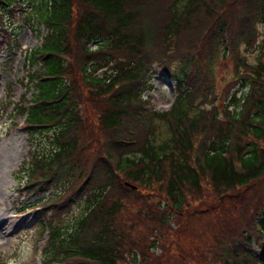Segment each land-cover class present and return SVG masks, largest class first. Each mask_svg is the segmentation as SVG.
<instances>
[{
    "label": "trees",
    "instance_id": "trees-1",
    "mask_svg": "<svg viewBox=\"0 0 264 264\" xmlns=\"http://www.w3.org/2000/svg\"><path fill=\"white\" fill-rule=\"evenodd\" d=\"M15 9L35 32L39 25L44 29L40 43L22 51L27 68L38 64L25 79L35 88V104L25 109L22 96L13 103L16 114L24 115L28 138V158L16 174L22 183L18 192L25 199L39 196L33 203L43 217L37 236L46 233L40 264H147L148 252L161 245L152 229L167 228L168 214L200 213L204 206L191 209L190 203L201 194L210 197L209 203L220 198L221 205L262 176L264 37L256 46L254 20L264 21V0H0L4 37L13 28ZM231 33L245 47L256 46L258 55L250 64L233 56L237 87L221 89L223 101L216 105L210 69L204 63L200 70L193 52L212 47L209 61L219 47L228 49ZM72 66L87 96L102 103L97 130L86 137L73 95L77 85L70 86ZM155 67L174 85L172 101L161 110L146 108L148 98H142L152 88ZM99 135L102 140L93 147ZM124 139L128 152L117 148ZM119 176L160 188L149 192L162 199L145 213L155 225L142 239L133 237V224L126 230L117 225L120 199L108 194L120 186ZM123 190L120 196L135 191ZM84 195L78 216L65 228L56 227L55 216ZM251 208L255 215L256 203ZM259 210L258 256L250 248L251 233L227 227L214 230L213 252L195 251L185 264H248L250 258L264 264V208Z\"/></svg>",
    "mask_w": 264,
    "mask_h": 264
},
{
    "label": "rangeland",
    "instance_id": "rangeland-1",
    "mask_svg": "<svg viewBox=\"0 0 264 264\" xmlns=\"http://www.w3.org/2000/svg\"><path fill=\"white\" fill-rule=\"evenodd\" d=\"M248 14H250L249 17L255 14L252 8H250ZM254 21L256 22L254 28L259 32V35L255 38L257 43L255 44L254 42L253 44L257 46L260 38L264 37V21H261L260 18ZM17 23L18 28L14 35L17 45L15 47L9 45L7 49L2 48L0 51V264H5V262L8 264H37L38 260L34 256L35 252H33V249L34 247H40L42 244L41 236L44 237V234L41 233L37 236L38 230L35 227L40 218V209L25 208L23 205L33 203L39 196L31 194L25 200L21 196H17V190H20L21 186L16 176L18 172L16 169L28 158V140L22 124L24 115L19 116L16 114L17 112L12 109L13 104L11 103H14L19 96H22L27 101H30L32 96H34L35 88L31 84L23 82L24 80L22 79L23 76L27 77V70L37 69L38 64L27 68L20 49L25 50L38 45L41 41L40 36L44 34V29L39 25L36 28L37 32H35L31 27L20 24L19 18ZM230 37L231 41L229 46H227L228 49L224 51V49L222 50L219 47L215 53L213 52L209 61L207 60L211 49H213L212 47L209 46L203 49V47L198 46L199 50L193 52L200 70L204 69V63L210 69L211 79L215 86L214 91L217 95L214 101L216 105H221V101H223V97L220 95L221 89L236 86V80L233 78V67L235 65L233 56L240 57L250 64L255 62L256 55H258L256 46L245 47L243 40L236 38L234 33H231ZM89 48L93 49L94 44H90ZM241 64V66L247 68L248 64L245 62ZM69 72L70 86L77 85L73 95L79 101L81 114L79 122H85L88 128H86L87 132L86 129L81 128V132L84 131L82 136L86 137L97 130L96 113L102 103L96 102L87 96L81 85H79L78 71L75 67L72 66ZM79 86L81 87V92L80 90L77 91ZM152 86V90L142 93V98L145 99L146 96L150 98L148 103L153 110L168 107L173 97L172 82L164 76H156L152 80ZM99 140H102L100 135L91 142L92 146L98 147ZM120 143L117 148H128L125 139ZM130 145L134 146V142ZM126 152H128L127 149ZM119 177H121L120 181L117 180L120 186L115 184L113 188H110L113 189V193L110 192V195L108 194L110 199L114 198L115 195L118 196L117 201L120 199V205L115 215L117 225L119 228L126 230L128 229V224H133L135 228L133 237L142 239L149 234L148 229L155 225L154 222L145 219V213L148 212V209H155V200L162 199L161 196L149 192L160 188L137 185V183L129 182L128 178L124 176ZM116 189H119V193H115ZM123 189H135V191L128 196H120L121 193H126ZM239 189L233 194V199L230 198L227 201L224 199L223 201L225 202L221 205H219L220 198L213 197V202L209 203L210 197L201 194V198L204 200L199 199L197 202L190 203L191 209H195L197 205L199 207L204 206L202 209L200 208V213H195L194 210V213L189 211L185 215L178 217L173 213L168 214V218L164 220L167 228L160 231L152 229V234L159 237L161 245L157 242V247L152 248L148 252L149 262L147 264H185V262H190L189 255H194L195 251L206 250L209 254V252H213L211 246L213 245L214 230L217 231L219 228L227 227L229 229L234 228V230L239 231L243 235L246 234L248 236L251 233L250 248L258 256L260 251L258 250L257 242L263 241V235L258 233L256 226H258L259 222L257 218L260 212L259 209L261 207L264 208V173L258 179ZM204 190H209V188H204ZM240 193L243 195L241 197L242 200L237 199ZM74 198H70V200ZM252 200L256 201L253 202L254 204L256 203L257 207L255 215H252ZM84 201H86L85 195L80 200L75 201L67 211L64 210L59 214L58 211L56 213L58 215L55 216L58 221L54 225L63 228L69 225L80 213ZM163 202L161 201L160 205ZM30 221H34L33 224L27 225ZM252 231L255 232L257 237H254ZM235 242L242 244L239 238H236ZM214 253L216 255V252ZM240 256L245 258L244 255ZM255 260L256 258H250L248 264H257Z\"/></svg>",
    "mask_w": 264,
    "mask_h": 264
}]
</instances>
